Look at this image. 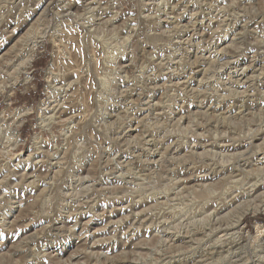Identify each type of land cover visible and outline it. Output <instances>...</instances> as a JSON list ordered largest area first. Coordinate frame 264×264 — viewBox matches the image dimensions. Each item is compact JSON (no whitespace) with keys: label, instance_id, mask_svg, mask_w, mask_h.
Returning a JSON list of instances; mask_svg holds the SVG:
<instances>
[{"label":"rangeland","instance_id":"rangeland-1","mask_svg":"<svg viewBox=\"0 0 264 264\" xmlns=\"http://www.w3.org/2000/svg\"><path fill=\"white\" fill-rule=\"evenodd\" d=\"M0 68V264H264V0H0Z\"/></svg>","mask_w":264,"mask_h":264},{"label":"bare ground","instance_id":"bare-ground-1","mask_svg":"<svg viewBox=\"0 0 264 264\" xmlns=\"http://www.w3.org/2000/svg\"><path fill=\"white\" fill-rule=\"evenodd\" d=\"M228 1V0H227ZM33 2V1H32ZM208 2V1H207ZM34 3V2H33ZM88 3V2H87ZM154 3H156V2H154ZM160 3V2H159ZM213 3V2H212ZM31 5V4H30ZM89 5H90V3H89ZM94 5V4H93ZM173 6V5H172ZM214 6V5H213ZM86 7H88L87 5H86ZM212 7V6H211ZM85 8V7H84ZM76 9H78V8H76ZM87 9H90L89 7L88 8H86V10ZM236 9V8H235ZM80 10V9H79ZM162 10V9H161ZM234 10V9H233ZM26 11V10H25ZM28 13V12H27ZM85 13V12H84ZM87 14V13H86ZM85 14V15H86ZM213 14V13H212ZM200 15V14H199ZM87 16V15H86ZM226 16V15H225ZM84 17V16H83ZM94 18V17H93ZM84 19V18H83ZM73 21V20H72ZM220 21V20H219ZM218 21V22H219ZM59 22V21H58ZM83 22V21H82ZM100 23H101V21H99ZM224 22V21H223ZM106 23V22H105ZM158 23V22H157ZM7 24V23H6ZM85 26V25H84ZM147 30V29H146ZM194 30V29H193ZM118 32V31H117ZM123 33V32H122ZM68 34V33H67ZM89 34V33H88ZM95 35V34H94ZM191 35V34H190ZM60 36V35H59ZM28 37V36H27ZM107 37V36H106ZM71 43H69V44H72V46L74 47V49H73V53H71L72 54V56L70 57L71 58V63L72 64H68V65H72L71 66V69H69V70H67V71H70L72 74H73V76H74V74H77V73H80V72H78L79 70H80V65L83 67V65L81 64V62L80 61H82L83 62V64H84V67H86V57H85V54H86V50H85V52H83L82 50H84V49H82V42L78 39V37H77V35L76 34H73L72 33V35H71ZM68 39V38H67ZM85 39H86V37H85ZM27 40V39H26ZM70 40V39H69ZM82 40V39H81ZM98 40V39H97ZM60 41V40H59ZM128 41V40H127ZM31 42V46H34V43H35V41H32V40H30V39H28L27 40V44H29ZM69 42V41H68ZM125 43V42H124ZM26 45V44H25ZM84 45V44H83ZM115 45V44H114ZM128 45V44H127ZM70 46V45H69ZM86 46V45H85ZM116 46V45H115ZM71 47V46H70ZM72 47V48H73ZM31 49H34V47H32ZM71 49V48H70ZM86 49V48H85ZM116 50V49H115ZM261 50V49H260ZM71 51V50H70ZM61 52V51H60ZM72 52V51H71ZM105 52V51H104ZM34 53H35V51L34 50H31V51H29L28 52V54H26V56L24 57V58H26L25 59V61L23 62V64L25 63V64H27V66L29 65V64H32L34 61ZM234 53V52H233ZM62 54V53H61ZM112 54V53H111ZM117 54V53H116ZM196 54V53H195ZM59 55V54H58ZM58 55H56L55 56V58L53 59V62L52 63H49V64H51L50 66L51 67H49V78L51 79L50 80V86H51V89H54V95L57 93L58 94V92L62 89V87L60 86H58V85H60V84H58V85H56V81H57V77H58V75H54V74H52V70L51 69H53L52 67H54V66H57V68H58V65H60V64H58ZM63 55V54H62ZM94 55V54H93ZM106 55H107V53H106ZM183 55V54H182ZM105 57V56H104ZM112 57H114V56H112ZM65 58V57H64ZM173 60V59H172ZM65 61V60H64ZM64 61H62V63L64 62ZM97 61V60H96ZM180 61V60H179ZM69 62V61H68ZM161 62V61H160ZM61 63V62H60ZM65 63V62H64ZM66 63H67V61H66ZM168 63V62H167ZM193 63V62H192ZM58 64V65H57ZM63 65V64H62ZM65 65V64H64ZM67 65V64H66ZM65 65V66H66ZM32 66V65H31ZM101 66V65H100ZM262 66V65H261ZM69 67V66H68ZM205 67V66H204ZM61 68H62V66H61ZM70 68V67H69ZM1 69V68H0ZM20 70V69H19ZM18 70V71H19ZM64 70H65V67H64ZM64 70H61L60 72H63ZM48 71V70H47ZM66 71V72H67ZM178 71V70H177ZM55 72V71H54ZM53 72V73H54ZM65 72V71H64ZM63 72V73H64ZM69 72V73H70ZM56 73V72H55ZM57 74H59V73H57ZM102 74H103V72H102ZM101 74V75H102ZM57 78V79H54V76ZM60 75V74H59ZM64 75V74H63ZM62 75V78L64 79V76ZM67 75V74H66ZM107 75V74H106ZM183 75V74H182ZM100 76V75H99ZM103 76V75H102ZM205 77V76H204ZM8 78V77H7ZM28 78V77H27ZM26 78V79H27ZM61 78V76L59 77V79ZM75 78V77H74ZM210 78V77H209ZM9 79V78H8ZM65 79H68V78H65ZM65 79H64V81H65ZM70 79V78H69ZM68 79V80H69ZM131 79V78H130ZM76 80V79H75ZM204 80V79H203ZM11 81V80H10ZM49 81V80H48ZM78 82V81H77ZM77 82L75 83V84H77ZM156 83V82H155ZM71 85H72V83H71ZM70 85V82H68L67 83V85H65L64 87V90L66 89V87L68 88L69 86H71ZM208 85V84H207ZM57 86L59 87V88H57ZM103 86V85H102ZM131 87V86H130ZM131 89V88H130ZM70 90V89H69ZM53 90H51V92H52ZM90 91V90H89ZM89 91H88V93H89ZM109 91H110V89H109ZM174 91V90H173ZM172 91V92H173ZM245 91V90H244ZM49 92V91H48ZM50 92V93H51ZM69 92V91H68ZM53 94H51V95H53ZM80 95L84 98H86L87 96H88V94L86 95V81L85 82H83V83H79L78 84V86H74L73 87V89H72V87H71V91L69 92V96H68V102H67V106H66V108L61 112V114H60V118L61 117H65V115H66V113L67 112H69V111H73V110H75V109H77V112H80L81 113V111L80 110H78V107H79V105H80V100H79V98H80ZM263 95V94H262ZM63 96V95H62ZM105 97V96H104ZM217 97V96H216ZM52 98V97H51ZM54 98V97H53ZM82 98V99H83ZM57 99V98H56ZM98 99V98H97ZM166 99V98H165ZM86 100H87V98H86ZM239 100V99H238ZM54 101V100H53ZM82 101V100H81ZM264 101V100H263ZM57 102V101H56ZM83 102H84V99H83ZM82 102V103H83ZM178 103V102H177ZM253 103V102H252ZM84 104H85V102H84ZM161 104V103H160ZM250 104V103H249ZM59 105V104H58ZM63 105H64V103H63ZM83 105V104H82ZM85 106V105H84ZM246 106V105H245ZM55 106H53V108H54ZM57 107V106H56ZM62 107V106H61ZM249 107V106H248ZM247 107V108H248ZM56 109V108H55ZM124 109V108H123ZM215 110V109H214ZM239 110V109H238ZM250 110V109H249ZM42 111H43V109H42ZM45 111V110H44ZM53 111V110H52ZM21 112V111H20ZM77 112H73V113H77ZM70 113V112H69ZM71 114V113H70ZM21 115V113L19 114V113H17V116L19 117ZM46 115V114H45ZM48 115V114H47ZM55 115H56V113H55ZM76 114H73V117H70V119H73L74 117L76 118L77 116H75ZM52 116V115H51ZM17 117V118H18ZM21 117V116H20ZM79 117V116H78ZM51 118V117H50ZM54 118V117H53ZM52 118V119H53ZM16 119V118H15ZM45 119V118H44ZM51 119V120H52ZM124 119V118H123ZM155 119V118H154ZM41 120V119H40ZM43 120V119H42ZM53 121V120H52ZM73 121V120H72ZM16 122H17V120H16ZM42 122V121H41ZM101 122V121H100ZM112 122V121H111ZM44 123V122H43ZM202 123V122H201ZM68 124V123H67ZM70 124V123H69ZM191 125H192V123H191ZM9 126V125H8ZM41 126H42V124H41ZM147 126V125H146ZM156 128V127H155ZM162 128V127H161ZM163 128H165V127H163ZM11 131H12V129H11ZM168 131V130H167ZM12 133H14L15 134V136H17V134H18V132L16 131V130H14ZM80 133V132H79ZM223 133V132H222ZM235 133V132H234ZM256 133V132H255ZM11 135V134H10ZM19 135V134H18ZM190 135V134H189ZM222 135V134H221ZM12 136H13V140L14 139H16V137H14V135L12 134ZM154 137V136H153ZM152 137V138H153ZM213 137V136H212ZM12 139V138H11ZM144 139V138H143ZM35 147H38L39 148V145L41 144L40 142H39V138H35ZM226 145V144H225ZM144 146V145H143ZM185 146V145H184ZM192 146V145H191ZM229 146V145H228ZM202 147V146H201ZM225 147V146H224ZM230 147V146H229ZM250 147V146H249ZM37 148V149H38ZM228 148V147H227ZM231 149H233V147H230ZM36 149V150H37ZM40 149V148H39ZM187 149V148H186ZM158 151V150H157ZM228 151H231L230 149L228 150ZM233 152V151H232ZM159 153V152H158ZM148 154V153H147ZM85 155V154H84ZM202 158V157H201ZM250 158V157H249ZM191 160V159H190ZM174 161V160H173ZM177 161V160H176ZM141 162V161H140ZM163 162V161H162ZM164 163V162H163ZM169 163V162H168ZM237 163V162H236ZM192 165V164H191ZM235 165V164H234ZM167 167V166H166ZM165 167V168H166ZM234 169V168H233ZM238 169V168H237ZM138 172V171H137ZM115 173V172H114ZM234 175V174H233ZM259 175V174H258ZM66 176V175H65ZM75 176V175H74ZM245 176V175H244ZM51 177V176H50ZM232 177V176H231ZM234 177V176H233ZM237 178V177H236ZM138 179V178H137ZM176 179V178H175ZM235 179V178H234ZM142 180H144V179H142ZM230 180V179H229ZM233 180V179H232ZM237 180V179H236ZM240 181V180H239ZM117 182V181H116ZM249 182V181H248ZM149 183V182H148ZM242 183V182H241ZM252 183V182H251ZM250 183V184H251ZM181 184V183H180ZM6 185V184H5ZM166 185V184H165ZM257 185H258V182H256L255 184H254V186L253 187H257ZM255 187V188H256ZM259 187V189L261 188L260 186H258ZM257 187V188H258ZM49 188V187H48ZM195 188V187H194ZM238 188H240V187H238ZM147 189V188H146ZM258 189V190H259ZM135 190V189H134ZM172 191V190H171ZM105 192V191H104ZM148 192V191H147ZM155 192V191H154ZM142 193V192H141ZM145 194V193H144ZM212 194V193H211ZM143 195V194H142ZM153 195V194H152ZM139 196H140V194H139ZM146 197H147V195H146ZM178 197V196H177ZM189 197V196H188ZM57 199V198H56ZM69 199V198H68ZM91 202V201H90ZM72 203V202H71ZM163 203V202H162ZM178 205V204H177ZM176 205V206H177ZM168 206V205H167ZM250 206V205H249ZM64 207V206H63ZM69 207V206H68ZM198 208V207H197ZM205 209V208H204ZM43 210V209H42ZM50 210V209H49ZM168 210V209H167ZM184 211V210H183ZM182 211V212H183ZM205 212V211H204ZM47 213V212H46ZM169 213V212H168ZM63 214V213H62ZM79 214V213H78ZM203 214V213H202ZM70 215V214H69ZM68 215V216H69ZM219 216V215H218ZM6 217V216H5ZM183 217V216H182ZM196 217V216H195ZM203 217V216H202ZM168 218V217H167ZM197 218V217H196ZM166 220V219H165ZM190 220V219H189ZM140 221V220H139ZM147 223V222H146ZM150 223V222H149ZM188 223V222H187ZM199 223V222H198ZM178 224V223H177ZM193 226V225H192ZM256 228H257V233L258 234H262L264 231L262 230L263 228H264V226L263 225H259V224H257L256 225ZM137 229H138V227H137ZM216 238V237H215ZM194 241V240H193ZM99 243V242H98ZM196 243V242H195ZM192 246V245H191ZM197 248V247H196ZM245 248V247H244ZM33 250V249H32ZM211 251V250H210ZM243 251H245V250H243ZM215 252V251H214ZM222 253V252H221ZM228 253V252H227ZM154 254V253H153ZM212 254V253H211ZM38 255V254H37ZM201 257V256H200ZM218 258V257H217ZM237 258V257H236Z\"/></svg>","mask_w":264,"mask_h":264},{"label":"trees","instance_id":"trees-1","mask_svg":"<svg viewBox=\"0 0 264 264\" xmlns=\"http://www.w3.org/2000/svg\"><path fill=\"white\" fill-rule=\"evenodd\" d=\"M256 219L264 222V216H258Z\"/></svg>","mask_w":264,"mask_h":264}]
</instances>
